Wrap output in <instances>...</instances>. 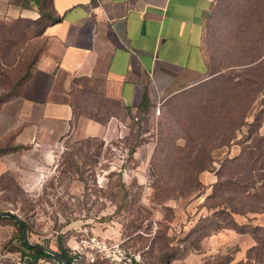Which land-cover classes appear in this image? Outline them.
Instances as JSON below:
<instances>
[{
	"label": "rangeland",
	"instance_id": "374dc122",
	"mask_svg": "<svg viewBox=\"0 0 264 264\" xmlns=\"http://www.w3.org/2000/svg\"><path fill=\"white\" fill-rule=\"evenodd\" d=\"M45 26L44 20L0 12V213L19 215L30 242L54 251L60 242L71 249L82 237L96 236L126 238L152 264H162L157 249L169 241L177 251L171 264L245 262L241 246H255L251 232L264 227V213L244 208V215H235L246 234L225 229L211 235L220 240H211L203 237L206 229L190 232L197 209H203L202 220L211 217L206 205L216 203L207 202L213 194L240 209L255 201L242 189L218 187L228 172L246 169L242 180L233 181L249 190L260 191L264 182L260 164L249 161L260 160L264 139V0H218L207 26L208 73L142 117L130 121L110 102L80 104V116L103 122L118 117L107 141L82 138L85 128H74L71 138L53 147L19 142V89L44 49ZM32 259L15 222L1 219L0 264H59Z\"/></svg>",
	"mask_w": 264,
	"mask_h": 264
},
{
	"label": "crops",
	"instance_id": "0c3cea01",
	"mask_svg": "<svg viewBox=\"0 0 264 264\" xmlns=\"http://www.w3.org/2000/svg\"><path fill=\"white\" fill-rule=\"evenodd\" d=\"M217 2L0 0L4 15L46 22L44 49L18 98L23 126L19 142L53 147L71 138L74 128H85L82 138L107 141L118 117L112 114L103 122L80 116V104L114 103L131 121L203 79L209 71L207 26ZM197 210L194 227L204 216L202 207ZM121 240L127 244L126 238L115 241ZM253 245H240L242 253ZM131 248L147 261L145 251Z\"/></svg>",
	"mask_w": 264,
	"mask_h": 264
},
{
	"label": "trees",
	"instance_id": "16d2710c",
	"mask_svg": "<svg viewBox=\"0 0 264 264\" xmlns=\"http://www.w3.org/2000/svg\"><path fill=\"white\" fill-rule=\"evenodd\" d=\"M33 68L30 70L29 74L26 76L23 83L21 84L18 97L21 94V91H22V88H23L25 82L29 79ZM263 140L264 139H260V160L258 158L255 159L253 157L249 158L250 164H260L259 169H260L261 173H264V149H262V147H261V143ZM241 159H242V156H239V157L234 158L230 161L227 160V163H234V162L240 161ZM244 170L246 171V169L238 167L235 171L228 172L226 182H224L222 185L218 184V187H222L221 189L230 188L232 190L234 189V191L242 189L244 194L247 193V195H249L251 197V199H255V201L253 200L250 203L241 204L242 209H240L233 203V200H231V199L230 200L229 199L224 200L223 195L217 196V195L213 194L212 196L207 198V202L216 201V203L214 205H211V206L206 205L207 209L210 212L211 211L213 212L211 217L209 216L212 219H210L209 217H205V219H203V220L200 219L199 222L197 223V225L191 230L190 234H197V233H200L201 231H204L205 229H206V232L203 235V237H205V238L210 237L212 234L219 233L225 229L235 230L237 233H241V234L248 233L244 229V227L241 226V224H239L235 220L234 216L235 215H244L245 214L244 208L247 209V213H257V212L264 213V182L260 186V191L256 190L255 187H253L251 190L254 191L255 193L251 194L250 193L251 190H249L250 187H241L239 185V183H235L233 181L234 179H238V178H240V180H242V177H240V175L243 176ZM233 187H235V188H233ZM223 201H225V203H223ZM219 219L222 220V221H220V225H218ZM207 221H209L211 224L208 225L206 228H200L199 227L200 224L205 223ZM25 224L27 227V231L29 232V226L27 225L26 222H25ZM15 226L18 227V225L16 223H15ZM18 232H19L20 240H21L23 247L25 249H27L32 254V257H33L32 260H34L35 262L38 260H45V261L53 260L55 262H58V260L56 258H54L53 256H51L47 253L40 252L36 249L29 248L24 243L23 235H22L21 231L19 230V227H18ZM251 233H252L253 239L255 241V246L252 247L249 251H247L246 261L241 262L240 264H253L254 262H256V263L260 262V264H264V227H257ZM170 243H171L170 241L167 242L165 249L161 248V247L160 248L158 247V249H157L160 252V255H161L160 256V262L162 264H171V262L177 258V256H175L177 251H176V249H174L171 246ZM155 245H158L156 241H154V243H151V247H152L151 251L152 252L157 251L155 249V248H157V247H155ZM46 248H48V247H46ZM55 252H57L65 260H67L68 264H83L84 263L82 260L73 256L71 253V250L65 248L61 242L58 243V251H55ZM232 262H233V259L229 258L228 264H231ZM146 263L152 264L149 261L148 262L146 261Z\"/></svg>",
	"mask_w": 264,
	"mask_h": 264
},
{
	"label": "built area",
	"instance_id": "2783aa9c",
	"mask_svg": "<svg viewBox=\"0 0 264 264\" xmlns=\"http://www.w3.org/2000/svg\"><path fill=\"white\" fill-rule=\"evenodd\" d=\"M73 256L86 258L89 263L105 264H147L139 252H135L125 241H115L96 236L82 237L74 247Z\"/></svg>",
	"mask_w": 264,
	"mask_h": 264
},
{
	"label": "water",
	"instance_id": "95a60500",
	"mask_svg": "<svg viewBox=\"0 0 264 264\" xmlns=\"http://www.w3.org/2000/svg\"><path fill=\"white\" fill-rule=\"evenodd\" d=\"M3 218L11 219L18 225L19 230L21 231L23 235L24 243L29 248L36 249L40 252H44V253H47L53 256L54 258L58 260L59 264H68L67 260H65L61 255H59L57 252L53 251L52 249H49V248H46L40 245L32 244L29 240V235H28L26 224L19 215H17L14 212L5 211V212L0 213V219H3Z\"/></svg>",
	"mask_w": 264,
	"mask_h": 264
}]
</instances>
